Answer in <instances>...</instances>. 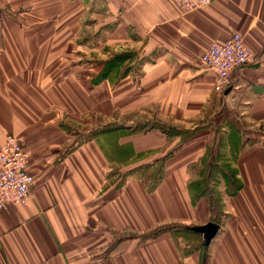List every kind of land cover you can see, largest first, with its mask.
I'll use <instances>...</instances> for the list:
<instances>
[{"label":"crops","instance_id":"obj_1","mask_svg":"<svg viewBox=\"0 0 264 264\" xmlns=\"http://www.w3.org/2000/svg\"><path fill=\"white\" fill-rule=\"evenodd\" d=\"M5 1L21 9L51 4L69 17L68 25L56 38L41 36ZM70 29L79 32L76 46L105 47L106 56L79 53L54 72L56 56L48 47L63 43ZM235 32L258 59L237 68L217 93L216 74L202 57ZM89 39L102 41L94 48ZM126 52L136 56L114 64V56ZM102 99L109 122L120 114L131 118L130 128L162 122L191 136L181 142L159 128L137 131H160L166 140L140 150L120 140L136 132L110 130L57 162L74 137L61 123L64 112L73 118L94 112ZM262 123L264 0H216L189 13L177 0H0V144L9 134L20 136L35 178L28 204L0 209V264H264ZM243 130L259 141L246 143ZM167 155L157 184L129 177L117 187L111 177L115 163L138 168ZM205 159L232 167L205 168ZM226 173L239 180V190ZM210 174L217 176L215 195L225 213L211 243L202 233L169 231L147 241L127 237L109 249L115 234L210 222L212 196L194 184Z\"/></svg>","mask_w":264,"mask_h":264},{"label":"rangeland","instance_id":"obj_2","mask_svg":"<svg viewBox=\"0 0 264 264\" xmlns=\"http://www.w3.org/2000/svg\"><path fill=\"white\" fill-rule=\"evenodd\" d=\"M3 4L8 5L9 7L13 8V10L17 11L25 23L28 21V22L35 24V27L37 28L36 31L41 36H46L47 38L49 37L56 38V35L60 34L63 31L62 26L65 23L66 25H68L67 19L69 17L62 15L58 12H54L55 8L51 4L33 7L29 9H24V8L21 9L22 7L15 8V6H13V4H11L9 1H5V3ZM21 6H24V4ZM86 23H89V19L86 20L85 24ZM78 36H79L78 30L76 31H72V29L67 30L65 35L62 38L63 43L56 44L53 47L52 46L48 47L50 55L52 54L56 56L55 62L51 64L50 66L51 70H54L55 72V69L59 70L60 68H66L69 63L73 64L74 61L78 60L77 54L79 53H82V54L84 53V54H87L88 56L94 55V54H96L99 57L106 56L105 47L99 49L100 51H96V50L91 51L90 43L85 44V46L87 47L76 46L75 38H77ZM90 41L92 42L91 47L95 48L99 45L102 39L101 41L95 40V39L90 40ZM114 47L118 50L123 49L121 44H118L117 46L115 45ZM60 71L61 69L59 70V72ZM104 97L105 96H103L102 98ZM104 103L105 101L104 99H102V101H100L99 105L97 106V109H95L94 112L87 113V114H80L76 118L74 117L75 119L69 114H65L64 112V115L62 116L63 117L62 119L64 120H62L61 123L63 124V127L65 128L66 132L69 135L71 134L72 136H74L68 148L76 146V145H80L84 143L85 141H87L88 139H92L91 137H95L98 134H100V132L105 131V130L100 131L102 130V127L106 125V122H109V118H107L106 116L105 107L104 105H102ZM49 118L54 119L53 115L50 116ZM130 120L131 118L122 117L120 114H116L114 117V120H111V121H114V123L116 124L121 125L123 123V125H125L127 123H130ZM138 121H139L138 119L134 120L135 123H138ZM134 126H135L134 124H131V127H134ZM260 127L264 129V123H262ZM175 129H177L178 131H181V137L185 136L190 131V130L185 131V129H180L176 127ZM243 132L246 138H256L255 133H253V131L243 130ZM230 137L231 136L229 135V138ZM102 138L105 139V137H102ZM121 139L123 141L132 140L137 145V148H139L140 150L151 149L153 147H162L166 142L165 135L161 133L160 131H150L147 133L136 132L129 138H120V140ZM116 150H119V149H116ZM161 158H163V156ZM210 161L213 162L214 159H205V163L202 164L201 161H199V163L204 165L205 168H211V167H217V166L218 167H232L231 164L225 163L224 160L221 161V165H212L210 164ZM148 165L154 166V170L150 169L151 167H145L141 172H140V169H138L136 173L130 174L132 172H129V171L134 169L135 166H132V167L129 166L130 168H125L122 170L121 167L123 165L121 163L119 164L115 163V165L113 166V170L111 172L112 174L111 177L113 181L115 182H118V181L125 182L129 177H131L132 179H136L137 177H139L142 179H146V181L149 182L150 185L157 184L162 179L160 178V164L158 161H156L153 165L151 163ZM119 169H121V171H119ZM150 171L152 172L148 174ZM207 177L208 176L204 175L199 181L194 183L197 185L195 186L197 187L195 188V190H197V192H201L202 189H204L205 185L207 184L209 186L207 189L210 192L211 196H217L215 195L216 194L215 182L217 181L216 180L217 176L215 174H210V178L208 180H207ZM222 181L225 182V180H222Z\"/></svg>","mask_w":264,"mask_h":264},{"label":"built area","instance_id":"obj_3","mask_svg":"<svg viewBox=\"0 0 264 264\" xmlns=\"http://www.w3.org/2000/svg\"><path fill=\"white\" fill-rule=\"evenodd\" d=\"M185 13L193 12L216 0H177ZM258 55L245 43L240 32H235L225 43H213L202 57L207 70L216 74L215 91L223 93L230 85L234 71L257 62ZM30 154L24 140L9 134L0 144V209L11 204L29 203L35 181L29 166Z\"/></svg>","mask_w":264,"mask_h":264},{"label":"trees","instance_id":"obj_4","mask_svg":"<svg viewBox=\"0 0 264 264\" xmlns=\"http://www.w3.org/2000/svg\"><path fill=\"white\" fill-rule=\"evenodd\" d=\"M136 56L134 53L132 52H126V53H122V54H117L114 56V64L116 63H121L123 61H125L128 58H132ZM113 65V64H112ZM154 128H159L160 130H162L163 132H165L168 136H174V135H180L181 136V131H178L177 129H175V127L173 126H169L166 123H162V122H157V123H141L138 124L134 127H127L123 124H116L114 122H110L108 124H106L104 127H102V130L100 131H110V130H130L131 132H137V131H145V130H151ZM104 131V132H105ZM188 131V130H185ZM191 136V132L189 131V133H187L185 136L181 137V142L186 141L187 139H189V137ZM91 138H95V137H91ZM255 141H259L256 138H246L245 142L246 143H254ZM78 145L70 147L66 150L65 153H59L58 157H57V162L60 161L62 158H64L65 155H67L71 150L75 149ZM169 155L171 154V151L168 152ZM165 156L164 158H161L158 160L159 164H160V178H162V168L165 164V160L168 158V156ZM145 167H151L148 164H142L140 165L138 168L136 167V169L130 170L129 172H134L137 171L138 169H144ZM216 175V174H215ZM223 178L227 179V181H229L231 188H234L235 190H239L240 189V183L238 179L233 178L234 174H224L222 176ZM210 178V175L207 177V180ZM217 180V177H216ZM117 184V187H121L123 186L124 182L118 181L115 182ZM210 185V184H209ZM209 186L206 184L205 185V190L202 189V191L200 192V194L208 192L210 194V192L208 191ZM232 193V191L230 192ZM222 204H221V200H219V198L217 196H212L211 197V208H210V212H211V219L210 221L216 222L218 224H222V219L223 216L225 215V213H223L222 210ZM175 232V231H193L196 232L192 229L191 226L186 225V224H180V223H169V224H164L161 225L151 231L145 232V233H141V234H129V235H121L120 238H116V234H115V238L114 240L109 244V249H112L113 247H115L122 239L127 238V237H135V238H139L141 241H147V240H151L154 239L156 237H158L160 234L164 233V232ZM200 233V232H198Z\"/></svg>","mask_w":264,"mask_h":264},{"label":"water","instance_id":"obj_5","mask_svg":"<svg viewBox=\"0 0 264 264\" xmlns=\"http://www.w3.org/2000/svg\"><path fill=\"white\" fill-rule=\"evenodd\" d=\"M220 227L218 223L210 221L205 225L193 226L192 229L202 233L206 243L209 244L218 234Z\"/></svg>","mask_w":264,"mask_h":264}]
</instances>
